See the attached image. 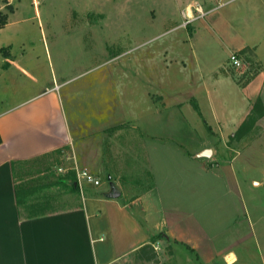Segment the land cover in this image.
<instances>
[{
    "label": "crops",
    "instance_id": "crops-1",
    "mask_svg": "<svg viewBox=\"0 0 264 264\" xmlns=\"http://www.w3.org/2000/svg\"><path fill=\"white\" fill-rule=\"evenodd\" d=\"M211 2L205 0L206 11L218 7L219 4L208 7ZM196 3L201 6L193 2L181 10L183 19L184 13L196 15L193 14ZM241 10L246 16L241 15ZM10 15L2 27L9 25ZM199 18L202 17L194 21ZM221 19L223 17L217 16L214 21L217 24ZM229 19L241 28L239 34L229 35L235 45L230 52H238L247 66L246 70H234L235 75L224 72L216 77L212 81L214 89L204 88L206 99L211 103L214 101L212 94L217 100L216 96H221L222 90L233 96H228L229 100L239 102L237 108L229 111L224 106L216 109L211 105L216 131L211 130L216 134V143L212 138H201L206 134V129L201 128L198 129L200 138L194 137L193 130L189 129L191 139L187 143L176 142L170 135H175L172 126L164 127L166 137L156 140L155 135L162 133V127L159 126L157 132L152 126L154 120L148 127L150 137L144 142V132L138 123L135 133L139 131L142 135L137 141L135 137L134 152H129L128 159L131 160L127 163L125 153H121L127 151L118 149L121 145H108L112 140L109 127L101 126L102 131L97 134L94 133L95 121L86 120V129H89L86 131L81 129L84 126L81 125L82 117L68 118L63 100H73L72 87L60 92L58 85L57 90L52 87L42 89L37 87L34 79L27 78L22 82L15 73L25 75L27 69L11 58L9 50L3 53L7 61L3 65L0 63V95L6 96L0 98V264H146L140 251L144 246L152 247L155 242L159 248V241L163 247H168L167 264H189L193 260L196 263L192 264H208L211 261L215 249L205 242V228L197 224L196 231L202 233L190 236L187 232L192 228L183 226L180 217H174L182 206L172 203V191L174 189L175 196L182 197V190L176 191L178 188H173L176 186L173 181L178 177L181 182L184 177L173 173L175 163H172V169L161 164H168L169 160L163 158L171 149L173 157L178 156L180 163L184 162L180 159L188 160L189 164L183 168L188 177L194 179L197 174H203V187L206 186L204 175L222 177L224 174L234 179L236 162L245 166L260 165L263 166L262 180L253 178L252 181L255 185L264 184V0H244L241 4L239 1L232 8ZM203 24L206 29H212L210 23ZM213 33V30L203 32L204 35ZM200 37L203 36L196 40H201ZM195 38L192 37V42ZM191 52L194 55L193 50ZM250 66L252 70H249ZM90 98L87 102L92 108L96 106L102 111L108 107L98 95ZM153 108L159 110L154 105ZM87 113H92V118H101L95 110ZM99 123L105 125V121ZM205 149L209 153L200 154ZM111 150L121 156L112 158ZM227 151H231L228 167L223 164ZM63 155L67 159L63 160ZM72 155L78 166L86 167L100 180L99 185L77 181L70 169ZM217 157L221 158V163L219 170H214L209 164L217 162ZM59 165L66 167V171L60 172L65 175L61 176L58 186L71 193L67 203L55 207L48 203L42 209L27 210L24 200L26 178ZM191 171L193 174L189 176ZM103 178H107V184ZM112 186L119 192L117 197L110 196ZM256 197L259 196L253 192L249 200L256 215L254 219L264 221V199L259 202ZM183 248L189 249L192 260ZM198 253L203 256L202 260ZM230 254L234 255V260L228 262L226 258ZM240 254L243 258L228 250L222 253V260L225 264H251L252 261Z\"/></svg>",
    "mask_w": 264,
    "mask_h": 264
},
{
    "label": "rangeland",
    "instance_id": "rangeland-1",
    "mask_svg": "<svg viewBox=\"0 0 264 264\" xmlns=\"http://www.w3.org/2000/svg\"><path fill=\"white\" fill-rule=\"evenodd\" d=\"M221 1L224 0H212L208 7ZM239 1L244 2L228 1L183 25L181 10L188 3L198 2L206 11L205 0H0V13H11L9 25L0 26V63H6L3 53L9 50L11 58L27 69L25 75L13 72L20 81L34 79L42 89L57 90L58 85L60 92L72 87L73 100H63L68 118L82 117L81 129H86V120L95 121L94 133L97 134L101 133V126L109 127L112 140L108 145H121L118 149L127 151L121 152L125 153L126 163L131 160L129 152H134L135 137L137 141L142 135L139 131L135 133L138 123L144 132V142L150 137L148 127L154 120L152 126L157 132L159 126L162 127V133L155 135L156 140L166 137L164 127L172 126L175 135H170L176 142L187 143L191 139L189 129L193 130L194 137L200 138L198 129L201 128L206 129L201 138H212L216 143V134L211 130L216 131L211 105L216 109L224 106L229 111L237 108L239 102L229 100L233 96L222 90L217 100L211 93L214 99L211 103L206 99L204 88L214 89L212 81L224 72L235 75L236 70H246L247 65L241 59L237 68L228 63L230 50L235 46L229 35L239 34L241 29L229 18ZM240 13L246 16L244 10ZM217 16L223 19L216 24ZM203 23H210L212 29H206ZM205 30L214 33L204 35ZM199 36H203L202 39L196 40ZM192 37H196L194 42ZM92 95H98L108 107L99 111L96 106H89L87 101L90 102ZM2 97L6 96L1 94ZM94 110L101 118H92V113L88 115V111ZM101 121H105V125H101ZM106 139L110 141L108 135ZM112 150V158L121 156ZM229 153L227 151L225 155H228L223 157L227 167L231 161ZM63 156L64 160L66 155ZM219 158L209 164L214 170H219ZM163 159L169 162L162 163V167L172 169L175 163L173 173L184 177L181 182L178 177L173 181L176 184L173 188H178V192L182 190V197L172 191V203L182 206L174 217H180L183 226L192 228L187 232L190 236L197 232L199 224L205 228V242L215 249L208 264H225L222 253L228 250L239 258H243L242 253L253 262L251 264H264V221L254 219L256 215L249 203L253 192L259 196L255 200L264 199V184L255 185L252 181L253 178L262 180L263 166L236 162L234 179L224 174L218 176L221 178L204 175L206 186L203 187V174L193 179L184 173L188 160L180 159L184 161L180 163L171 149ZM173 159L176 160L171 162ZM192 174L193 171L189 176ZM62 175L65 174L57 167H51L43 174L27 177L24 199L27 210L42 209L48 203L53 207L67 203L71 193L58 186ZM103 179L107 184V178ZM197 233L200 235L202 231ZM187 250L182 249L192 260L193 255ZM140 252L146 264H167L168 247H163L161 241L157 251L144 246ZM202 257L200 254L201 260ZM192 263L196 262H189Z\"/></svg>",
    "mask_w": 264,
    "mask_h": 264
},
{
    "label": "built area",
    "instance_id": "built-area-1",
    "mask_svg": "<svg viewBox=\"0 0 264 264\" xmlns=\"http://www.w3.org/2000/svg\"><path fill=\"white\" fill-rule=\"evenodd\" d=\"M228 1H230V0L221 1L219 3V5H222ZM193 8L197 12L196 15H189L188 13H184L183 25H185L186 23H189L190 21L194 20L195 18L202 17L203 15H205V13L208 12V11H204L202 9V7L197 3L193 6ZM228 63L231 64V66H233L235 68H237L241 64V60H240V57L238 56L237 52H231L229 54ZM71 160H72L73 164L70 167V169H72L74 171L76 179L78 182L83 181V182H87V183H90V184L95 185V186L100 184V180L94 174H92L86 167H82V166L77 165V163L75 161V157L73 155L71 156ZM57 168H58L59 172L66 171V167H64V166L59 165ZM152 248L154 250H156L158 248L157 243H152ZM151 264H155V263H151Z\"/></svg>",
    "mask_w": 264,
    "mask_h": 264
},
{
    "label": "water",
    "instance_id": "water-1",
    "mask_svg": "<svg viewBox=\"0 0 264 264\" xmlns=\"http://www.w3.org/2000/svg\"><path fill=\"white\" fill-rule=\"evenodd\" d=\"M208 153H209V150L205 149V150H202L200 154H208ZM118 195H119V192L112 186L111 191H110V196L117 197Z\"/></svg>",
    "mask_w": 264,
    "mask_h": 264
},
{
    "label": "trees",
    "instance_id": "trees-1",
    "mask_svg": "<svg viewBox=\"0 0 264 264\" xmlns=\"http://www.w3.org/2000/svg\"><path fill=\"white\" fill-rule=\"evenodd\" d=\"M6 22H7V15L0 13V26L4 25Z\"/></svg>",
    "mask_w": 264,
    "mask_h": 264
},
{
    "label": "bare ground",
    "instance_id": "bare-ground-1",
    "mask_svg": "<svg viewBox=\"0 0 264 264\" xmlns=\"http://www.w3.org/2000/svg\"><path fill=\"white\" fill-rule=\"evenodd\" d=\"M226 259H227L228 262H231L232 260H234V255L233 254H230V255L227 256Z\"/></svg>",
    "mask_w": 264,
    "mask_h": 264
}]
</instances>
